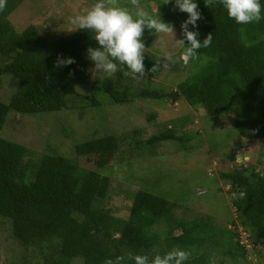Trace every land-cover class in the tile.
Here are the masks:
<instances>
[{"label": "trees", "instance_id": "16d2710c", "mask_svg": "<svg viewBox=\"0 0 264 264\" xmlns=\"http://www.w3.org/2000/svg\"><path fill=\"white\" fill-rule=\"evenodd\" d=\"M24 1L7 0V8L0 13V76L8 75L15 81L8 101L0 102V130L10 111L39 115L75 107L69 99L85 84L86 49L98 47L93 33L87 30L49 38L32 24L15 29L9 16ZM62 1L55 0L58 6ZM195 2L203 18L197 21L196 28L189 25V30L198 31L201 42L211 33L213 41L189 61L193 72L176 83L175 89L119 88V77L129 72L126 68L110 77L102 73L95 85L113 104L134 99L173 103L182 98L193 112L207 120L227 118L238 135L237 142L243 141L246 147L257 143L255 163L250 169L235 165L217 177L230 186L233 227L247 234L252 244L264 246V19L238 25L227 17L221 5L208 8L204 0ZM156 3L158 8L164 7L163 2ZM170 4L173 9L164 21L178 28L181 39L180 25L187 13L180 12L174 1ZM182 51L180 48L179 54ZM58 54L73 58L75 63L55 67ZM155 61L145 56L146 72ZM86 101L96 105L89 95L80 99L82 105ZM186 120L190 118L183 117L179 122ZM178 129L173 123L149 136L142 143L143 149L149 152L166 141L184 143L183 137L176 135ZM121 138L103 134L76 143L72 158L43 154L26 159L25 147L0 137V220L7 223L10 240L36 247L43 264H71L74 260L103 264L105 259L128 252L151 258L173 248L190 252L186 264H223L225 260L244 264L246 253L238 233L220 231L209 216L174 218L172 211L177 206L167 198L136 190L125 219L114 217L101 206L106 178L97 170L114 160ZM206 141L213 157L215 152L207 138ZM253 166H257L256 171Z\"/></svg>", "mask_w": 264, "mask_h": 264}, {"label": "rangeland", "instance_id": "374dc122", "mask_svg": "<svg viewBox=\"0 0 264 264\" xmlns=\"http://www.w3.org/2000/svg\"><path fill=\"white\" fill-rule=\"evenodd\" d=\"M159 1L163 2V8L157 7V0H140V3L150 13L155 14L158 9L160 18L165 22V17L173 9L170 2L174 0L167 4L165 0ZM95 2L63 0L62 5L58 6L55 0H25L10 14L9 20L17 30L32 24L45 37H64L74 28L68 24V18L82 14ZM118 4L128 7L135 15L136 9L130 0H118ZM174 39H180L176 27ZM143 41L145 56L153 60L161 59L167 66H162L152 76L146 75L140 79L130 72L127 75L123 73L118 79L119 88L126 86L127 90L136 91L148 87L169 91L193 72V66L180 59V48L175 46L170 35L154 34L145 29ZM164 51L171 53L178 62L163 61L161 57ZM84 63L85 84L77 88L74 97L69 99L75 107L39 115L10 111L5 117L0 137L25 147L28 151L26 159H36L43 154L72 158L76 143L103 134L122 137L114 160L97 170L106 178V192L100 200L102 207L114 217L125 219L132 194L139 189L151 192L176 204L177 208L172 211L174 218L209 216L220 231L230 229L238 233V239L245 247L244 264H264V246L252 244L247 234L233 227L230 186L217 177L218 173L227 172L235 165L242 164L250 169L255 163L258 144L246 147L243 141L237 142L238 135L230 128L227 118L207 120L193 112L182 98L173 103L168 100L134 99L125 104H113L95 85L102 73H98L97 78L91 76L89 69L94 64L87 58V53ZM14 85L11 76H0V102L8 101ZM88 95L96 105L90 104V101L83 105L80 103V99ZM187 116L189 121L179 122ZM173 123L179 127L176 135L182 136L184 143L166 141L160 142L149 152L143 149L142 143L149 136L163 132ZM206 138L215 152L213 157ZM236 154H239L238 159ZM256 170L257 166L254 167ZM6 224L0 220V264H43L36 247L22 246L10 240ZM71 264L80 263L74 260ZM223 264L231 263L225 260Z\"/></svg>", "mask_w": 264, "mask_h": 264}, {"label": "clouds", "instance_id": "9594fccd", "mask_svg": "<svg viewBox=\"0 0 264 264\" xmlns=\"http://www.w3.org/2000/svg\"><path fill=\"white\" fill-rule=\"evenodd\" d=\"M169 2L170 0H165V4ZM130 3L136 9L135 15L128 7L119 6L118 0H96L82 14L68 18V24L74 26L72 31H90L97 42L98 47L86 49L87 58L94 64V67L89 69L93 78H97L98 73L110 77L126 68L135 78L140 79L148 72L155 73L162 66L166 67L167 64H163L159 59L146 72L144 64L146 47L143 41L145 29L154 34L170 35L175 46L183 50L180 59L184 63L197 58L199 49L211 46L213 41L211 33L201 42L198 39V31L189 30V25L196 28L197 21L203 18L195 0H174L175 7L180 12L187 13V19L180 25L183 37L181 39H174V25L163 22L158 9L153 14L144 10L140 0H130ZM204 4L208 8L214 4L221 5L227 17L238 25L259 23L264 19V5L261 4V0H204ZM6 8L7 0H0V13ZM161 58L163 61L178 62L167 51L163 52ZM73 63H75L73 58H61L58 54L54 66L62 68ZM125 74L127 75L128 72ZM189 257V251L173 248L163 255L156 254L151 258L148 255L128 252L115 258L105 259L103 264H128L129 261L132 264H186Z\"/></svg>", "mask_w": 264, "mask_h": 264}, {"label": "water", "instance_id": "95a60500", "mask_svg": "<svg viewBox=\"0 0 264 264\" xmlns=\"http://www.w3.org/2000/svg\"><path fill=\"white\" fill-rule=\"evenodd\" d=\"M237 159L239 158V154H236Z\"/></svg>", "mask_w": 264, "mask_h": 264}]
</instances>
